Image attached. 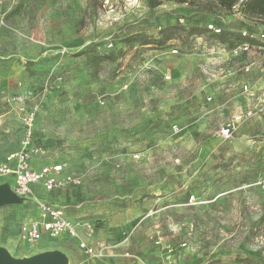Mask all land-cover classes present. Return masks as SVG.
Wrapping results in <instances>:
<instances>
[{"label":"rangeland","instance_id":"1","mask_svg":"<svg viewBox=\"0 0 264 264\" xmlns=\"http://www.w3.org/2000/svg\"><path fill=\"white\" fill-rule=\"evenodd\" d=\"M180 20L264 31L215 0L155 9L147 0H0V165L35 107L37 163L79 181L48 194L80 236L90 227L107 247L89 257L55 239L48 253L66 264L159 263L167 247L179 264H264V51L231 60L209 37L165 49L124 42ZM34 212L0 206V249L11 258L29 256L19 229Z\"/></svg>","mask_w":264,"mask_h":264},{"label":"built area","instance_id":"2","mask_svg":"<svg viewBox=\"0 0 264 264\" xmlns=\"http://www.w3.org/2000/svg\"><path fill=\"white\" fill-rule=\"evenodd\" d=\"M245 0H238L229 9V13L236 18H240L241 7ZM183 23L182 20L179 21ZM207 29L213 31L215 34H220L221 29L215 27L213 24H208ZM246 35V32L243 33ZM261 39H264V34L260 35ZM110 48V46H107ZM251 48L247 44L237 45L229 50V54L237 58L243 53H249ZM172 54H176L177 51H171ZM250 67L243 68L244 72H248ZM165 78H168L166 75ZM244 91H248L246 85L242 88ZM208 101H211V97H207ZM37 109L34 107L26 113L22 119L23 133L20 140L19 148L17 151L7 155L0 165V180L4 177H12L13 189L15 193L23 198L30 200L33 194V187L35 185H42L46 191H52L54 189H60L66 184H78L77 179L72 178L69 175L60 176L62 172L61 165H45L40 169L35 170L31 166V159L35 155L42 154V149L34 144V123ZM234 121L229 122L220 130V137L222 139L230 138L232 131L235 129ZM173 131H177L176 125L172 126ZM192 199V197H191ZM37 210L41 218V222H29L24 223L20 227V240L32 244L40 240L44 234L50 238H57L62 235H66L72 239H79V232L75 224L69 221L64 214V211L60 208L52 207L51 205L38 202ZM90 232V227L87 228ZM182 246H185L184 244ZM78 247L89 257H103L107 251V247L104 242L97 241L90 245L79 240ZM128 256V254H126ZM173 249L167 247L164 254V263L172 264L173 262Z\"/></svg>","mask_w":264,"mask_h":264},{"label":"trees","instance_id":"3","mask_svg":"<svg viewBox=\"0 0 264 264\" xmlns=\"http://www.w3.org/2000/svg\"><path fill=\"white\" fill-rule=\"evenodd\" d=\"M218 9L222 11H228L232 5H234L238 0H215ZM164 2H172L176 4H186L189 0H147V7L149 9H155ZM241 13L243 16L249 14L252 19H254L253 24L256 26L264 25V0H245L244 4L241 7ZM244 18V17H243ZM213 24L215 27L220 28V34H215L213 31L207 29V25L202 27L199 26H186L180 24L176 21L174 24L167 25L160 28L156 36H147L143 33H136L124 39V42L133 46L138 44L141 47L151 46L154 48L165 49L168 47V43L175 38H181L187 40L190 37H209L210 39L226 45L228 49H232L237 45L247 44L251 49L256 48L257 50L264 51V39L260 38V35L264 34V31L259 34H254L253 29L242 28L238 33H232L230 30L227 31L225 28L220 26V23H209ZM241 25L247 26L244 21H240ZM246 32V35L243 33ZM205 39V40H206ZM247 53L241 54L246 55ZM34 144L37 147L41 146L34 140Z\"/></svg>","mask_w":264,"mask_h":264},{"label":"crops","instance_id":"4","mask_svg":"<svg viewBox=\"0 0 264 264\" xmlns=\"http://www.w3.org/2000/svg\"><path fill=\"white\" fill-rule=\"evenodd\" d=\"M215 43H216V45H217V46L223 51V53H224V52H225V47L223 46V44H221V43H219V42H216V41H215ZM221 54H222V53H221ZM223 55H224L225 57L231 58V60H233V59H238V60H239V57L234 58V57H232V56L229 54V49H228V52H225ZM228 60H229V59H228ZM219 91H220V89H219L218 87H216L215 90H214V88H213V90L210 91V95H213L214 93H218ZM208 97H211V100L213 99V96H208ZM14 152H15V151H14ZM11 153H13V152H11ZM11 153H9V154H11ZM9 154H7V155H9ZM7 155H6V156H7ZM40 157H41V154H40V155H35V156H33L32 159H31V166H32V168L35 169V170H38V169H40L42 166H45V165H46V164H42V163H40V164L37 163V160H39ZM48 165H51V164H48ZM52 165H54V164H52ZM66 174H67V173H65V172H64V169L62 168V172L60 173V176H63V175H66ZM0 181L2 182V184H3V183H9V182H10V183L12 184V186H13V179H12V177H4V178H2ZM60 189H61V188H60ZM60 189H54V190H52V191H46V190L42 187V185H35V186L33 187V194H32V196L30 197V202H28V204L33 206V208H34V210H35V212H34L35 214H33L32 218H30V220H29L27 223H29V222H37V223H38V222H41V218H40L39 213H38V210H37V203H38V202H44V203H47V204L51 205L52 207L60 208V209H62V210L64 211V209L60 206L61 203H59L58 200L54 199L53 196H51L50 194H48V193H51V192H53V194H55V193L58 192L57 190H60ZM62 201H65V199L62 200ZM64 214H65V217H66L67 215H66L65 211H64ZM67 217H68V216H67ZM67 217H66V218H67ZM67 219H68V218H67ZM71 222H72L73 224H75L73 221H71ZM20 227H21V226H20ZM77 229H78V228H77ZM78 232H79V229H78ZM86 234H87L88 237H86V236H84V235H81V236L83 237V238H81V236L79 235V239H72V238H70V237H68V236H66V235H62V236L57 237V238H50V237H48L46 234H44L40 240H38V241H36L35 243H32V244H27V243L21 241V240H20V237H19V241L22 243V245L25 244V245L30 246V252H28L29 256H27V258H32V257H34V256L42 255V254H45V253L49 252V251H48V247L50 246V242H53V240H55V239H59V238H67V239H69V240H73V241H75V242H79V240H80V241H82V242H84V243H87V244H90V245H92V244H94L95 242H97L96 240H95V241H92V240H91V236H90V233L88 232V230L86 231ZM19 235H20V229H19ZM91 241H92V242H91ZM89 242H91V243H89ZM25 256H26V255H25ZM125 257H127V258H131L129 255L126 256V254H125ZM24 258H26V257H24ZM130 264H165V263H164V255H163V259H161V261H160L159 263H148L146 260H141V259H140V260H138L137 262H133V263H130ZM172 264H179L178 261H175V256L173 257V262H172Z\"/></svg>","mask_w":264,"mask_h":264},{"label":"water","instance_id":"5","mask_svg":"<svg viewBox=\"0 0 264 264\" xmlns=\"http://www.w3.org/2000/svg\"><path fill=\"white\" fill-rule=\"evenodd\" d=\"M28 202H30L29 199L20 197L15 193L10 182L0 184V206ZM65 261L64 256L58 252H47L32 258L17 260L11 258L5 250L0 249V264H66Z\"/></svg>","mask_w":264,"mask_h":264}]
</instances>
